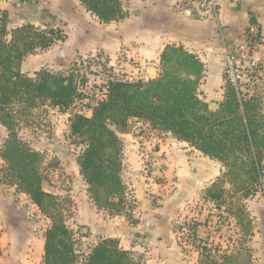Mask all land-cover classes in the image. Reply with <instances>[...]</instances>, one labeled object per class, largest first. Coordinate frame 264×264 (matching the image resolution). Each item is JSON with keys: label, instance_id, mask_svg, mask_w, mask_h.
I'll return each instance as SVG.
<instances>
[{"label": "trees", "instance_id": "trees-1", "mask_svg": "<svg viewBox=\"0 0 264 264\" xmlns=\"http://www.w3.org/2000/svg\"><path fill=\"white\" fill-rule=\"evenodd\" d=\"M80 1L100 22L116 21L126 14L122 0ZM17 13L16 7L0 10V123L8 131L0 157L16 189L28 195L49 220L42 264H75L78 256L64 211L57 196L42 186L49 162L13 130L16 127L13 106L46 105L66 110L80 94L73 76L63 72L41 68L29 76L20 71L19 64L27 55L63 41L65 34L49 23H44V27L30 23L8 27ZM158 67V75L147 80L120 79L111 74L104 83L103 97L89 107L91 114L74 113L70 118V134L83 144L76 164L87 194L98 209L126 215L131 217L130 224L137 223L128 214L133 208V195L121 176L122 141L110 126L123 130L130 119H140L150 129L170 133L222 164L225 170L204 189L202 198L215 208L225 205L222 211L235 219L244 238L250 237V217L242 204L235 207L233 195L251 196L263 177L264 118L258 99H238L224 76L223 100L217 109H210L198 97L203 64L180 46H165ZM31 113L34 111L30 110ZM224 182H228V188ZM231 187L233 195L228 196ZM208 239L207 236L201 240L197 248L198 264H253L250 251L241 243L231 251L218 243L211 244ZM81 264H145V260L121 247L116 238L101 237Z\"/></svg>", "mask_w": 264, "mask_h": 264}, {"label": "crops", "instance_id": "crops-1", "mask_svg": "<svg viewBox=\"0 0 264 264\" xmlns=\"http://www.w3.org/2000/svg\"><path fill=\"white\" fill-rule=\"evenodd\" d=\"M218 4V22L198 18L193 9L182 4L181 0H122L125 16L109 22H100L95 15L84 8L80 0L24 2L0 0V10L10 7L18 9L14 21L8 23L10 28L26 23L44 27V23H49L65 34L63 41L54 43L46 50L27 55L19 64L22 73L32 76L41 68L58 71L64 69L75 56L100 55L104 63L113 68V74L123 79L131 80L130 75H136L137 79L147 80L158 75L159 56L163 48L180 46L194 54L203 64L198 97L213 110L217 109L223 100L226 84L223 74L222 31L225 35L224 41L229 45L244 32H256L259 38L256 56L264 64V0H218ZM60 52L62 55L59 54ZM256 79V87L250 90L244 87L238 99L247 100L250 97L258 99L260 113L264 118V70L256 76ZM213 102L215 107L211 106ZM153 138L154 150L150 155L158 152L164 154L162 160L166 167L171 166L170 162L173 161L174 175L187 176L185 182L188 191L196 190L198 187L201 198L202 191L224 171L219 161L209 158L174 136L170 141L158 136ZM124 145L131 148L129 142ZM133 151L128 152L129 163L138 160L136 152ZM124 154L126 155L123 151L122 178L125 173ZM131 166L134 169L135 165ZM169 168L172 169L167 167ZM126 172L129 176L134 173L133 170ZM130 178L132 177L123 180L137 199L135 210L137 223L132 225L123 218L124 220L121 219L123 222L111 226V231L102 228L100 236L116 238L124 249L142 251L146 255V264H187L183 258L177 257L181 254L180 247L174 236L168 235V223L162 216V208L166 206L168 194L160 196L159 215L155 210L157 208H153L152 198L150 199L148 192L143 190L141 193L138 188L136 191L135 180L133 179L132 183ZM180 184L179 181L174 187L176 197H180L182 189L187 190ZM257 187L258 189L251 196L255 198L261 196V201L264 203V173ZM150 189L152 188L147 190L151 191ZM155 190L157 191L156 188L154 192ZM135 191L137 194L134 193ZM254 222L257 230L253 237L255 240L253 252L257 256L258 263L264 264V211L255 217ZM172 234L176 233L172 232ZM207 236L209 237L208 233L205 238ZM196 257L195 264H198L197 251Z\"/></svg>", "mask_w": 264, "mask_h": 264}, {"label": "rangeland", "instance_id": "rangeland-1", "mask_svg": "<svg viewBox=\"0 0 264 264\" xmlns=\"http://www.w3.org/2000/svg\"><path fill=\"white\" fill-rule=\"evenodd\" d=\"M51 72H63L65 75L73 76L77 83L79 97L66 110L46 105L26 108L24 105L16 104L13 106L16 121V127L13 130L25 144L41 152L46 162H49L47 169L43 172L42 186L44 190L57 196L64 211L67 226L72 231L73 248L78 256V262L75 264H81L83 257L102 237L100 236L102 228L110 230L112 225L117 226L123 222L121 219L124 218L129 223L131 218L117 213H108L95 206L87 194L86 184L76 164V157L81 152L83 144L69 131V122L73 114L82 113L89 116L91 114L89 107L94 106L97 100L103 97L104 83L113 74V68L108 67L100 55H89L75 56L64 69ZM130 76L131 80H137L136 75ZM30 110L34 113L29 114ZM110 127L120 137L122 150L126 153L123 178L132 177L130 179L132 183L133 179L135 180V190L138 188L141 193L143 190L148 192L150 199L152 198L153 208H157L155 210H157L156 213L159 212V215L161 205L158 201L163 195L168 194L166 206L162 208V216L168 223V235L174 236L180 247L181 254L177 257L183 258L187 264H195L197 248L208 233L212 240L211 244L218 243L224 248H230L231 251L240 247L239 243H241L242 247L250 251L252 263L259 264L253 252L255 245L253 237L257 230L255 217L264 211L261 196L255 198L248 195L243 198L242 194L233 195L232 187L227 192L228 196L233 195L235 207L238 203L242 204L250 217L252 233L250 237L244 238L240 228L236 226L235 219L222 211L225 205L215 208L214 204L200 197L198 187L196 190L188 191L187 182H185L188 177L174 175L173 161L170 162L171 166L167 165L172 169H167L162 160L164 154L158 152L150 155L154 150L153 137L158 136L170 141L173 135L152 130L140 119H130L123 130L113 125ZM7 134L8 131L0 123V152ZM123 142H129L131 148L125 147ZM130 151L136 152L138 156V160L132 161L133 163L127 160L130 157L128 155ZM130 165H135L134 169ZM128 170H133L134 173L129 176L126 172ZM11 178L6 163L0 157V264H42L44 233L49 226V220L39 212L28 195L16 189L14 180ZM179 181L180 186L187 190L182 189L180 197H176L174 187ZM223 185L225 188L229 186L228 182H224ZM148 188H152L151 191H148ZM154 188L157 189L156 192ZM136 191L135 194H137ZM132 195L133 208L131 212L128 211V214L136 218L137 204L133 202L136 200L135 203H137V199L134 194ZM172 232L176 234L173 235ZM232 243H235L233 248ZM134 254L140 255L146 264V255L142 251H134Z\"/></svg>", "mask_w": 264, "mask_h": 264}, {"label": "built area", "instance_id": "built-area-1", "mask_svg": "<svg viewBox=\"0 0 264 264\" xmlns=\"http://www.w3.org/2000/svg\"><path fill=\"white\" fill-rule=\"evenodd\" d=\"M24 2V0H17ZM182 4L192 8L201 19H211L218 22V0H181ZM219 27V26H218ZM222 30L221 27H219ZM225 35L221 34L223 73L237 96L240 97L244 87L254 89L256 76L264 70V64L257 58L259 38L256 32L248 31L240 34L232 44H226ZM118 78L120 76L116 75Z\"/></svg>", "mask_w": 264, "mask_h": 264}, {"label": "water", "instance_id": "water-1", "mask_svg": "<svg viewBox=\"0 0 264 264\" xmlns=\"http://www.w3.org/2000/svg\"><path fill=\"white\" fill-rule=\"evenodd\" d=\"M59 54L62 55V52H60ZM214 105H215V103L213 102V103L211 104V106H214Z\"/></svg>", "mask_w": 264, "mask_h": 264}]
</instances>
